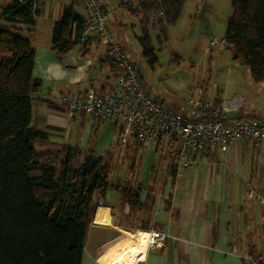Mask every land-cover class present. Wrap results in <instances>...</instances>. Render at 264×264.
Listing matches in <instances>:
<instances>
[{"label":"crops","instance_id":"obj_1","mask_svg":"<svg viewBox=\"0 0 264 264\" xmlns=\"http://www.w3.org/2000/svg\"><path fill=\"white\" fill-rule=\"evenodd\" d=\"M10 1L0 0V12ZM101 3L111 35L117 38L128 37V19H137L129 24L139 46L141 16L128 10H135L138 3L129 1L127 8L122 0ZM34 4L40 13L31 27L0 19V25L33 46L32 77L40 84L31 96L30 124L37 118L32 128L63 139L75 159L89 152L104 159L113 153L105 174L110 184L119 186L93 194L81 264H127L131 257H135L133 264H246L244 255L264 254V206L245 192L252 188L264 195V140L256 144L235 141L224 153L214 148L205 162L177 172L171 156L150 144L134 145L126 140L118 120L103 121L78 110L70 115L61 96L72 98L89 89L108 94L115 74L101 42L77 43L64 54L52 47V26L64 7L70 5L86 17L82 0H35ZM182 9L176 23L167 25L164 43H158L155 31L151 35L158 47L170 51L169 63H182L188 56L194 74L185 78L171 68L158 74L155 67L149 84L143 76L142 80L148 93L166 108L186 115L188 90L198 81L200 58L213 62L215 74L219 72L222 49L227 47L209 48L208 40L224 38L232 6L230 0H185ZM199 79L205 98L219 103L232 97ZM241 105L235 115L252 118L248 101ZM153 230L169 236L159 245L146 246L147 232Z\"/></svg>","mask_w":264,"mask_h":264},{"label":"trees","instance_id":"obj_2","mask_svg":"<svg viewBox=\"0 0 264 264\" xmlns=\"http://www.w3.org/2000/svg\"><path fill=\"white\" fill-rule=\"evenodd\" d=\"M34 1L11 0L0 19L31 27L40 13ZM135 1L136 9L128 10L141 16L138 43L154 69L158 60L151 30L164 43L166 27L179 19L185 0ZM230 1L225 46L235 64L248 67L251 80L263 82L264 0ZM60 15L51 40L53 49L64 54L80 42L84 18L70 5ZM34 59L31 42L0 25V264H81L93 194L119 186L108 182L101 154L89 152L74 165L69 153L58 167L37 161L41 152L33 140L49 134L30 128L31 96L40 84L32 77ZM33 170L39 176L27 175Z\"/></svg>","mask_w":264,"mask_h":264},{"label":"built area","instance_id":"obj_3","mask_svg":"<svg viewBox=\"0 0 264 264\" xmlns=\"http://www.w3.org/2000/svg\"><path fill=\"white\" fill-rule=\"evenodd\" d=\"M82 2L86 17L79 43L101 42L115 78L108 94H97L89 89L72 98L61 96L70 115L78 110L103 121L118 120L126 140L134 145L150 144L156 151L171 156L177 172L205 162L214 148L224 153L235 141L256 144L264 140V119L235 115L234 112L242 106L240 96L215 102L205 98L201 82L188 90V115L166 108L148 93L139 69L111 35L102 3L99 0ZM122 4L128 6L129 0H122ZM220 44L225 45L224 38L211 37L208 40L209 48ZM245 192L248 198L264 206V195L252 188ZM147 234L146 246L159 245L169 236L155 230ZM243 258L246 264H264V254H246Z\"/></svg>","mask_w":264,"mask_h":264},{"label":"rangeland","instance_id":"obj_4","mask_svg":"<svg viewBox=\"0 0 264 264\" xmlns=\"http://www.w3.org/2000/svg\"><path fill=\"white\" fill-rule=\"evenodd\" d=\"M103 2V0H99ZM116 1V0H115ZM119 1V0H117ZM120 9L124 10L121 6ZM136 18L130 17L128 19V29L126 36L128 37H116L114 34L112 35L115 37V40L119 43V41L123 44L124 48L131 53V61L135 63L137 68L139 69L140 73L143 76L144 81L149 84L150 76L153 75V70L150 69V67L147 64V61L143 59V57L140 54V48L137 44L135 36L132 34V26L129 24L131 22H136ZM130 25V26H129ZM222 46V44H220ZM153 46L155 47V53L158 60V64L154 71L158 74H165L167 73L170 68L171 70H174L178 75L184 76L185 78L192 77L194 74V70L191 68V66L188 63V56L183 57L182 63L176 64V63H169V50L163 49L158 47L157 42L153 38ZM223 57L222 60L219 62V72L215 74V69L213 66V62H208V60L205 58L204 61H200L202 58H200L198 62V66L196 68L197 76L195 83H200V77L204 80H207L210 85L214 84L216 89L218 90V93L223 91L227 94V98L233 96H240L242 99V102L248 101V105L252 108V118H261L264 119V91H261L259 88L262 86L261 84H264V82H254L251 80L249 76V69L246 65H237L233 62V56L232 51L228 48H223ZM4 55H9L7 52H3ZM197 59V58H196ZM202 65V67H199ZM211 73V75H210ZM147 84L146 88H147ZM203 84V83H202ZM260 84V85H258ZM258 86V87H257ZM152 88V87H151ZM154 89V87H153ZM229 98V99H231ZM166 103L167 100H165ZM64 105V104H63ZM244 111L245 109H242ZM186 114V113H185ZM188 115V113L186 114ZM40 119V118H39ZM38 119H34V122L30 124V128L36 126ZM44 124V123H43ZM33 146L36 150H40L41 154L38 156L37 161L40 163L46 164V165H54L59 166L63 160L68 159L69 157V151L66 148V144L63 139L58 137L57 135L50 134L48 138L42 139L37 138L33 140ZM50 152V153H47ZM73 156L76 155L72 153ZM87 156V153H83L82 156L73 157L75 161V164H79V162ZM112 159H113V153L106 156L104 159L105 167H111L112 165ZM27 175L29 177H37L39 176V171L33 170L28 171ZM257 192V191H256Z\"/></svg>","mask_w":264,"mask_h":264},{"label":"bare ground","instance_id":"obj_5","mask_svg":"<svg viewBox=\"0 0 264 264\" xmlns=\"http://www.w3.org/2000/svg\"><path fill=\"white\" fill-rule=\"evenodd\" d=\"M100 210H101V208L99 209V212H100ZM101 215H102V213H101ZM135 257H131L130 259H129V262L127 263V264H133V262H134V259Z\"/></svg>","mask_w":264,"mask_h":264}]
</instances>
